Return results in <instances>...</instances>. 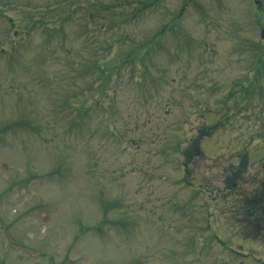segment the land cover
Instances as JSON below:
<instances>
[{
    "label": "rangeland",
    "instance_id": "obj_1",
    "mask_svg": "<svg viewBox=\"0 0 264 264\" xmlns=\"http://www.w3.org/2000/svg\"><path fill=\"white\" fill-rule=\"evenodd\" d=\"M262 28L264 0H0V264H264Z\"/></svg>",
    "mask_w": 264,
    "mask_h": 264
},
{
    "label": "trees",
    "instance_id": "obj_2",
    "mask_svg": "<svg viewBox=\"0 0 264 264\" xmlns=\"http://www.w3.org/2000/svg\"><path fill=\"white\" fill-rule=\"evenodd\" d=\"M217 129V127L215 125L210 126L207 130V132L205 131H200V134L192 141V145L188 148V154L187 156L190 154L191 157H195L197 155H200V143H199V138L200 136H205V135H209L212 134L213 131H215ZM244 158V157H243ZM244 161H241L240 164L237 167V171H234L231 175H227V179H229V182L232 180L233 182L235 181V185L238 183L239 180H242V175L243 173L247 170L246 164L247 161L246 159H242ZM184 164V163H183ZM262 187H260V189L256 192H254L253 194H251L250 196H248V200L249 204L248 206L250 208H248V210H250V212H252L253 218L255 219V221L257 222H261L264 221V180L261 183ZM253 219V220H254Z\"/></svg>",
    "mask_w": 264,
    "mask_h": 264
},
{
    "label": "water",
    "instance_id": "obj_3",
    "mask_svg": "<svg viewBox=\"0 0 264 264\" xmlns=\"http://www.w3.org/2000/svg\"><path fill=\"white\" fill-rule=\"evenodd\" d=\"M261 37L264 40V28L261 30Z\"/></svg>",
    "mask_w": 264,
    "mask_h": 264
}]
</instances>
